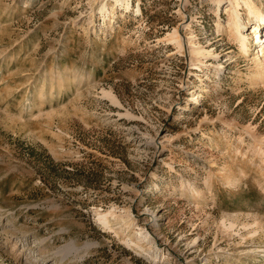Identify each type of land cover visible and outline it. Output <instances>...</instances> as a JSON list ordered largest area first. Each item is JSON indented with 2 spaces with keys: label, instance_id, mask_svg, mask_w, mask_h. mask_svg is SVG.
I'll use <instances>...</instances> for the list:
<instances>
[{
  "label": "rangeland",
  "instance_id": "1",
  "mask_svg": "<svg viewBox=\"0 0 264 264\" xmlns=\"http://www.w3.org/2000/svg\"><path fill=\"white\" fill-rule=\"evenodd\" d=\"M112 3L0 0V264H264V25Z\"/></svg>",
  "mask_w": 264,
  "mask_h": 264
},
{
  "label": "bare ground",
  "instance_id": "2",
  "mask_svg": "<svg viewBox=\"0 0 264 264\" xmlns=\"http://www.w3.org/2000/svg\"><path fill=\"white\" fill-rule=\"evenodd\" d=\"M112 10H113V14L115 15V10L116 8H124V9H130V2L131 0H112ZM216 6L218 7V9H220L221 5L223 3H228V5L231 7L229 10V20H228V31H229V35L233 36L241 45V52L243 51V54H246V56L249 57V51H251V47H250V42H249V38L247 35H245V29L247 28V23L245 22V20L242 18L241 16V12L239 10V8L241 7V4H245V7L247 9L246 12V16H247V20L249 22H253L252 24H254L253 28H254V33L257 36V41H260L259 37V25L260 23L262 25H264V11L263 9H261L260 7H258L256 5V3L254 2V0H212ZM106 10V6H102L100 8V11H104ZM101 13V12H100ZM104 15V14H103ZM123 16V15H122ZM264 27V26H262ZM264 30V29H263ZM261 34V33H260ZM177 35V33L175 34V36ZM263 35V34H262ZM174 36V35H173ZM174 36V37H175ZM175 43L179 46L182 45V42L180 41V39L178 38V35L175 37ZM193 43V41L191 42ZM183 48V47H182ZM207 50L204 49H200V48H196L195 52H196V56L199 55H212L211 53L206 52ZM262 59L258 58L256 60L257 63V70L261 69V63ZM263 67V66H262ZM257 76V75H256ZM255 76V77H256ZM257 222V221H256Z\"/></svg>",
  "mask_w": 264,
  "mask_h": 264
}]
</instances>
